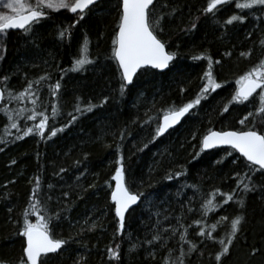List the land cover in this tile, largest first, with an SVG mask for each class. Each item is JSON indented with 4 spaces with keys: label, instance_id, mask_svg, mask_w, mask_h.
<instances>
[{
    "label": "trees",
    "instance_id": "trees-1",
    "mask_svg": "<svg viewBox=\"0 0 264 264\" xmlns=\"http://www.w3.org/2000/svg\"><path fill=\"white\" fill-rule=\"evenodd\" d=\"M116 3L117 0L98 3L93 12L71 28L70 38L62 40L57 35L60 27H68L76 18L68 10H49L50 18L37 26L32 40L21 31H10L5 36L0 78L9 77V88L20 91L28 80L45 73L50 75L51 83L63 76L57 98L61 114L54 121L50 119V125L59 127L70 119L68 113L73 112L78 97L81 104L91 103L95 107L79 115L71 127L43 140L35 134L16 140L15 130H10L13 135H6L4 126L8 120L0 112V136L6 141L0 143L3 149L0 151V264H17L22 255L23 238L18 231L37 176L40 177L38 198L50 212L59 211L62 217L53 221L55 236L68 239L58 254L50 256L47 264H171L172 259L179 257L181 245L186 253L189 248L179 239L184 231L180 225L187 227V239L197 244V249L184 257V264H216L214 256L221 246L218 241L198 236L197 232L200 227L208 231L206 225L227 215L229 220L220 221L213 232L214 236L224 238L230 232L231 219L240 212L245 214V220L223 264H261L264 193L259 189L248 192L243 209L231 201L202 216L204 210L200 205L205 195L217 187L223 192L230 191L236 186L232 172L243 169L238 167L240 158L235 152L222 163L216 161L224 155L223 149L201 153L196 160L192 156L199 151L200 135L208 128L240 130L244 127L239 123L247 113L242 104L233 103L223 114L221 108L234 91V77L264 58L261 44L264 13L254 12L243 23L236 21L226 25L224 21L231 14L248 10L236 7L234 10L232 4L219 6L217 18L213 19L211 14L200 11L206 7V0H168L165 13L170 9H175V13L165 15V31L161 35L166 48L179 53L174 61L179 71L159 74L155 70H142L121 96L119 73L115 62L108 59L118 22ZM192 23H196L195 29L191 28ZM85 35L90 40L89 55L95 63L87 65L85 71H72V62L79 55ZM249 49V56L241 55ZM201 52L213 58L216 79L228 83L203 100L181 126L141 151L155 127V122L144 123L145 113L153 106L158 110L185 103L199 91L207 60H193L192 56ZM216 60L220 63H215ZM105 96L108 101L102 104ZM51 99L45 86L40 102L50 109ZM7 106L16 109L21 105L13 101ZM149 114L156 116L157 112ZM259 115L256 117L258 130ZM21 124L23 126V120ZM193 131L197 132L196 139L191 138ZM121 132L125 133L123 140ZM117 145H120L119 150ZM120 154L125 158L129 187L133 191L154 194L150 204L143 203L135 213L127 215L123 234L118 231V218L110 199L114 187L112 176ZM233 158L237 159L236 164L232 163ZM61 168L65 171L60 172ZM169 171L186 174L168 181L164 176ZM252 179L256 184L264 182L260 173ZM64 192L69 195L63 196ZM216 199L222 197L217 194ZM30 219L35 222V216ZM195 219H203L205 224L195 225L192 223ZM168 225L176 229L175 235ZM157 231L162 239L147 243ZM163 237H168L166 243ZM109 248L119 252L118 259L109 255ZM253 248L260 251L253 254ZM170 250V259L165 260Z\"/></svg>",
    "mask_w": 264,
    "mask_h": 264
},
{
    "label": "snow or ice",
    "instance_id": "snow-or-ice-1",
    "mask_svg": "<svg viewBox=\"0 0 264 264\" xmlns=\"http://www.w3.org/2000/svg\"><path fill=\"white\" fill-rule=\"evenodd\" d=\"M228 2L229 0H206V7H203L200 11L204 14H211L212 18L216 19V13L220 10L219 6H223ZM98 3L99 0H0V38L6 36L9 30L18 29L27 39L32 40L36 34L37 26L41 25L45 18H50L49 10L59 11L61 9H66L76 14V18L71 25L60 27L57 32L58 37L62 40L66 37L70 38L71 28L84 20L86 15L93 12ZM115 7L118 13V22L116 29H114L115 35L112 39L111 55L108 59L115 62L116 71L119 73L121 80L119 85L120 95L123 96L128 90V86L133 85L134 77L137 76L141 69L144 72L157 70L159 74H166L165 70L168 72L179 71L174 63L179 53L168 50L166 41L161 35L165 31V15H174L175 13V9H170L169 12L165 13L164 9L169 7L168 0H117ZM235 7L239 10H248V12L244 13L241 11L231 14L224 21L226 25H231L236 21L243 23L254 12L264 13V0H235ZM196 27V23L191 24L192 29ZM32 42L33 44L36 43L35 40ZM89 44L90 40L85 35L79 55L72 62V71H85L87 65L95 63V60L89 55ZM261 44L264 45V40L261 41ZM4 51H6V48ZM250 54L251 49L248 52L241 53L242 56H249ZM192 59L207 60V68L201 77L202 86L195 96L185 103L169 105L167 108L158 110L153 106L149 112L156 111V116L150 115L149 112L145 113L146 119L144 123L150 125L155 122V127L152 130L151 139L142 145L141 151L147 148L149 143H153L163 136L170 128L179 124L182 119L190 115L198 106H201L203 100H207L212 93L228 83V81H218L216 79L213 71L214 62L210 55L201 52L198 55H193ZM215 63L219 64L220 61L216 60ZM60 71L63 72L64 69ZM62 79L63 76L51 83L49 82L51 80L50 75L45 73L39 78L28 80L22 90L15 91L8 87V76L0 78V81L3 82V86L0 87V104L3 105L0 107V112L4 113L8 120V123L4 126L5 134L13 135L10 130H15L14 136L16 140L23 139L31 134L38 135L42 140L50 139L55 137L58 132L71 127L79 115L92 111L95 105L91 103L81 104L78 97L73 112L68 113L70 119L61 123L59 127L55 124H49L50 119L54 121L61 114L57 98L60 94ZM45 86L52 98L50 109L44 107L40 102V93ZM258 89H260L259 92H257ZM254 94L256 95L254 96ZM13 101L21 106L16 109H9L7 105ZM107 101L108 97L105 96L101 103L103 104ZM245 102H249L254 111H248L239 120V123L244 127L240 130H215L208 128L200 135L199 151L192 156V159L196 160L201 153L207 150L228 146L223 148L224 155L216 162L222 163L225 158L232 157L233 152H235L239 154L240 158L238 167L243 169V171L234 170L232 172L236 186L231 188L230 191L223 192L217 187L211 193L205 195L200 205L204 210L202 216H206L207 212L218 209L231 201H234L243 209L248 192L259 189L264 193V182L256 184L252 179L257 173L264 176V128L259 130L256 128L257 114H260L259 120L264 124V58L235 79L234 91L231 92L228 102L223 104L221 114L228 112L229 106L233 103L244 104ZM29 104L31 107H27ZM249 117H253V120L249 121ZM21 120L24 121L23 126ZM28 121L32 123L28 124ZM124 136L125 133L121 132L120 139L123 140ZM191 138H197L196 131L191 133ZM5 142L4 137L0 136V143ZM193 147L196 146L194 145ZM119 148L120 145H117L118 150ZM2 150L0 149V151ZM124 159L123 154H120L117 160L118 166L112 176L115 185L111 191V201L113 202L115 216L118 218V231L121 234H123L125 228L126 214L131 216L141 204L146 202L150 204L151 197L154 195L143 191H133L129 187L126 182ZM232 163L236 164L237 159L233 158ZM64 171L65 169H60V172ZM185 174L186 172L176 171L173 173L169 171L164 176V179L172 181L173 179H179ZM191 187L197 188V185H192ZM39 189L40 177L37 176L29 197L28 206L22 213V224L18 231V235L23 238L22 255L17 264H47L48 260L51 259L49 254L59 253L63 246L68 243V239L55 236L53 221L62 217L59 211L50 212L46 205L41 202L38 198ZM217 194L222 197L221 200L216 199ZM68 195V192L63 193V196ZM189 211H192V209L189 208ZM30 216H35V222L30 219ZM227 220H229L227 215H221L215 222L206 225L209 229L208 231H206L205 227H200L197 232L198 236L218 241L221 246L214 256L216 264H223V258L230 254V246L233 244L236 234L241 231L245 214L240 212L231 219L230 232L226 237L219 238L214 236L213 232L217 229L219 222ZM192 223L201 225L205 224V221L203 219H195ZM50 225H53V227L50 228ZM92 227L95 228L96 225L92 224ZM180 227H184V231L180 233L179 239L187 243L189 248L186 253L181 245L179 257L172 259L171 264H184V257L197 249V244L187 239V227L184 225H180ZM188 227H191V225ZM168 228H172V225H168ZM175 234L176 229L172 228V235ZM161 239L162 235L157 231L147 243L152 244L153 241H160ZM163 239L166 243L168 237H163ZM116 248L118 249L119 245ZM258 251L260 250L257 248L252 249L253 254ZM108 253L111 257L119 258L117 250L109 248ZM170 256L171 250L169 257H166L165 260H169Z\"/></svg>",
    "mask_w": 264,
    "mask_h": 264
},
{
    "label": "water",
    "instance_id": "water-1",
    "mask_svg": "<svg viewBox=\"0 0 264 264\" xmlns=\"http://www.w3.org/2000/svg\"><path fill=\"white\" fill-rule=\"evenodd\" d=\"M102 0H99V3L101 2ZM71 13V12H70ZM72 15H74V16H76V14H74V13H71ZM10 31H13V32H20V30H18V29H16V30H9L8 32H10ZM143 69H141L140 71H142ZM155 71H157V70H155ZM167 70H165V72H166ZM139 74V72L137 73V75ZM135 78L136 77H134V80H135ZM132 85H129L128 87H131ZM260 89H258L257 90V92L259 91ZM255 95V94H254ZM1 105V104H0ZM188 116V115H187ZM186 116V117H187ZM185 117V118H186ZM185 118L184 119H182L181 120V122L179 123V124H177L176 126H174L173 128H170L169 130H168V132H166L163 136H166L168 133H170L171 131H173V130H175L176 128H178L182 123H183V121L185 120ZM163 136H161V137H163ZM226 147H228V146H223V148H226ZM223 148H217V149H223ZM217 149H211V150H207L205 153H208V152H212V151H214V150H217ZM114 185H115V182H114ZM110 199H111V197H110ZM112 202V201H111ZM113 203V202H112ZM133 207H136V206H133ZM126 217H127V214H126ZM61 251V250H60ZM59 251V252H60ZM56 254H58V253H51V254H49V256H51V255H56Z\"/></svg>",
    "mask_w": 264,
    "mask_h": 264
},
{
    "label": "rangeland",
    "instance_id": "rangeland-1",
    "mask_svg": "<svg viewBox=\"0 0 264 264\" xmlns=\"http://www.w3.org/2000/svg\"><path fill=\"white\" fill-rule=\"evenodd\" d=\"M61 10H66V9H61ZM52 11V10H51ZM60 11V10H59ZM5 42V36L0 38V56H1V53H2V49H3V44ZM251 67H249L248 69H244L243 72H241L240 74L238 73L235 77H234V81L236 78H238L239 75L243 74L245 71L249 70ZM233 87H235V85H233ZM244 107H245V111L248 112V111H252L253 108L252 106L249 104V102H246L244 104H242ZM243 117V115H242ZM251 118V117H249Z\"/></svg>",
    "mask_w": 264,
    "mask_h": 264
},
{
    "label": "flooded vegetation",
    "instance_id": "flooded-vegetation-1",
    "mask_svg": "<svg viewBox=\"0 0 264 264\" xmlns=\"http://www.w3.org/2000/svg\"><path fill=\"white\" fill-rule=\"evenodd\" d=\"M229 3L232 4L233 6H235V0H231ZM224 6H225V5H224ZM258 125H259L260 129H261V128H264V127H263V124H262L261 122H258Z\"/></svg>",
    "mask_w": 264,
    "mask_h": 264
},
{
    "label": "bare ground",
    "instance_id": "bare-ground-1",
    "mask_svg": "<svg viewBox=\"0 0 264 264\" xmlns=\"http://www.w3.org/2000/svg\"><path fill=\"white\" fill-rule=\"evenodd\" d=\"M234 10H235V6H234ZM251 118L253 119V117H251ZM261 264H264V256H262V258H261Z\"/></svg>",
    "mask_w": 264,
    "mask_h": 264
}]
</instances>
